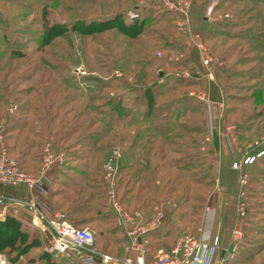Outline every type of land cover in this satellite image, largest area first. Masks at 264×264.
Segmentation results:
<instances>
[{
	"label": "rangeland",
	"instance_id": "374dc122",
	"mask_svg": "<svg viewBox=\"0 0 264 264\" xmlns=\"http://www.w3.org/2000/svg\"><path fill=\"white\" fill-rule=\"evenodd\" d=\"M113 18L128 27L144 23L133 38L76 30ZM203 51L214 60L208 67ZM0 125L22 170L23 159L38 166L26 173L39 175L54 140L68 142L61 147L68 159H89L69 168L87 181L84 205L93 216L112 213L110 192L123 210L145 218L163 209L153 249L196 235L207 208L214 231L217 211L227 206L220 174L232 156L237 177L258 180H236L240 224L228 254L248 245L264 252V177H257L264 158V2L0 0ZM14 129L27 136L24 148ZM113 147L119 157L107 177Z\"/></svg>",
	"mask_w": 264,
	"mask_h": 264
},
{
	"label": "built area",
	"instance_id": "2783aa9c",
	"mask_svg": "<svg viewBox=\"0 0 264 264\" xmlns=\"http://www.w3.org/2000/svg\"><path fill=\"white\" fill-rule=\"evenodd\" d=\"M202 62L208 67L214 60L203 51ZM160 56V54H158ZM181 77H189L187 71L181 72ZM15 107L9 109L10 112ZM3 129L0 125V185L17 187L25 186L27 196L23 198V205L32 215L33 226L37 227L43 236L44 253L49 254L53 259L75 257V264H146L145 256L148 245L147 235L159 228L165 218L163 209L156 211L152 217L145 218L139 211L127 212L123 210L114 200L113 194L111 211L114 215L116 226L123 232L126 238L124 247L125 257L117 259L110 255L99 252L95 247L94 234L87 228L75 226L64 213L54 210L42 198L36 196L41 193L45 184L49 181L46 175L48 167L55 164H62L65 156L58 153L53 156L49 153V146L45 148L44 164L38 176L26 173L20 167L17 160L12 159L8 154L4 142ZM258 153L257 156H261ZM119 157V150L111 148L110 155L104 163L107 177L114 171V165ZM253 157L246 158V162H252ZM5 197L0 195V205L5 204ZM239 216L244 215L243 206L240 205ZM214 210L207 208L203 216L201 227L196 235L181 234L169 251H158L150 264H222L220 241L213 233ZM47 228L54 242L49 243L42 230ZM233 241L237 240L238 231H233ZM1 264H8L6 258L0 255Z\"/></svg>",
	"mask_w": 264,
	"mask_h": 264
},
{
	"label": "crops",
	"instance_id": "0c3cea01",
	"mask_svg": "<svg viewBox=\"0 0 264 264\" xmlns=\"http://www.w3.org/2000/svg\"><path fill=\"white\" fill-rule=\"evenodd\" d=\"M83 128V127H82ZM85 129V128H84ZM23 131V130H22ZM20 131V138L17 130L14 129V134H12L13 139L16 141V144H21L20 147H23V144L28 139L27 136H22ZM34 131V130H33ZM62 138L61 136H57ZM34 137L30 139V142L34 144ZM65 140V139H64ZM54 140L50 142L49 147L50 151L54 153H64L61 148L66 143L64 141ZM80 144L75 143L72 147L73 150L80 149ZM84 149V148H83ZM86 149V148H85ZM261 152V150H260ZM259 152V153H260ZM16 154V153H15ZM17 155V154H16ZM263 155V154H262ZM262 155L260 157H262ZM23 154H19L18 157L22 158ZM64 162L60 165L51 164L46 171V175L48 177V182L45 184L43 191L41 193H36V196L42 198L47 204L53 207L54 210L62 212L66 215V217L74 223L77 227L87 228L91 230L94 234L95 239V247L96 249L104 254L110 255L117 259H123L125 257L124 247L125 245H121V254L120 256L113 255V248H110V245H113L116 241L114 238V233H112L113 225L111 224V218L106 217H98L93 216L91 208H84L81 206L82 200L89 197L88 193L83 191V186H85L86 180H82L81 177L75 173L72 166L78 167L79 164L86 163L89 159H86L83 156H76L70 159L64 154ZM234 158L232 156L226 158V166L223 168L227 171L225 177L222 175L223 170L220 174V180L223 181L226 185H223V189L221 192V197L224 198L227 202V206H223L217 211L216 221L218 222L214 228V235L217 234L219 236L220 241V249H221V257L222 264H225L228 260L234 258V255H229L230 246L233 244V239H231L232 230H235L239 226L238 222V214L236 216L235 212V204L236 202L235 196L238 192L236 189V180L246 179L248 182V176L245 175L244 178L242 176L237 177L238 174L233 172L230 169L229 161ZM18 161V159H16ZM23 167L25 171H36L38 166H33L26 163L23 159ZM19 162V161H18ZM33 162V161H32ZM26 166L25 167V164ZM20 164V162H19ZM70 165V166H69ZM22 168V166H21ZM23 169V168H22ZM41 170V168H40ZM38 171L36 173L37 175ZM80 179V181H79ZM232 184V185H231ZM231 187V188H230ZM0 195L5 197V204L0 206V220H3L7 215L14 217L24 229H29L31 233L32 239H37L39 242V246L35 249H32L27 256H20L18 260L13 264H26V260L29 257L37 256L40 253H43V243L45 242L43 236L41 235L39 229L33 226L32 223V215L29 210L23 205L22 200L27 196V190L25 186L19 185L17 187H9V186H1L0 185ZM238 206V205H237ZM238 211V207L236 208ZM240 221V220H239ZM148 245L146 249L145 263L150 264L152 258L158 251H169L163 249H153L155 239L154 236H149ZM118 240V238H117ZM113 243V244H112ZM173 246V245H172ZM171 246V247H172ZM149 248V249H148ZM229 253V254H228ZM6 258L5 255L2 254ZM9 263L8 259L6 258ZM55 264H75V257L71 258H61L58 260L53 259ZM11 264V263H9ZM28 264V263H27ZM29 264H44L42 260H36ZM242 264H264V252H257L251 258H248Z\"/></svg>",
	"mask_w": 264,
	"mask_h": 264
},
{
	"label": "trees",
	"instance_id": "16d2710c",
	"mask_svg": "<svg viewBox=\"0 0 264 264\" xmlns=\"http://www.w3.org/2000/svg\"><path fill=\"white\" fill-rule=\"evenodd\" d=\"M252 2L260 3L264 2V0H249ZM136 24H132L130 27L125 26L122 21H115V18L113 19H105L98 22H89L87 24H80L78 28L76 29L81 34H90V35H98L101 34L104 31H111L116 30L118 33L125 35L128 38L136 37L140 34L139 30H141L144 21L137 22ZM139 25V26H138ZM131 31H134V34H128ZM57 36V35H56ZM48 37H53L52 35H49ZM233 78V77H232ZM150 90H147L145 92V98L148 99L149 102H151V96H150ZM148 102V104H149ZM150 107V105L148 106ZM4 131V129H3ZM9 154V152H8ZM10 156V155H9ZM258 164H261V170L259 175L257 177H261V179L264 177V158H260L257 160ZM21 166V164H20ZM254 180H258V178H253L251 176L248 177V183L251 185L250 182H254ZM84 191V189H82ZM248 193H250V187L247 188ZM89 197H86V199L82 200L81 206L84 208H91V207H85L84 203L89 202ZM49 205V204H48ZM2 206V205H0ZM50 206V205H49ZM52 207V206H51ZM53 208V207H52ZM105 208H103L104 210ZM247 210V209H246ZM105 212V211H104ZM146 212V211H145ZM247 212V211H246ZM148 212H146V215ZM248 214V213H246ZM245 215V214H244ZM105 216L108 218H111L112 222L113 215L112 213L105 212ZM149 216V215H148ZM245 217V216H244ZM74 224V223H73ZM75 225V224H74ZM76 226V225H75ZM162 225L157 228L155 231L149 233L147 237L149 236H159ZM118 230V232L122 235V238H118L115 236V229ZM112 233H114V238H116V241L113 245H110V248H113V251L110 250V252H113V255L120 256L121 254V245L126 244V238L122 234V232L118 229V227L114 223V227L112 229ZM264 234V233H262ZM118 238V240H117ZM40 244L37 239L31 238V233L29 229H24L21 227V224L12 216H6L3 220H0V254H3L8 259L9 263L13 264L15 263L20 256H27L29 252L32 249H35ZM173 245V244H172ZM171 248V247H170ZM169 248V249H170ZM264 246L262 247V249ZM149 249V248H148ZM253 245H248V250H245L242 246L239 247L238 255L230 260H228L225 264H242L244 261H246L248 258H251L255 253L258 252V250H252ZM261 249V250H262ZM36 260H42L44 261V264H55L53 262V258L47 254V253H40L37 256L29 257L26 260V264L32 263Z\"/></svg>",
	"mask_w": 264,
	"mask_h": 264
},
{
	"label": "water",
	"instance_id": "95a60500",
	"mask_svg": "<svg viewBox=\"0 0 264 264\" xmlns=\"http://www.w3.org/2000/svg\"><path fill=\"white\" fill-rule=\"evenodd\" d=\"M162 76H163V74H162L161 72H159L158 77L161 78ZM42 234L44 235V237L46 238V240H47L49 243L52 244V243L54 242V238H53L51 232H50L47 228H44V229L42 230Z\"/></svg>",
	"mask_w": 264,
	"mask_h": 264
},
{
	"label": "bare ground",
	"instance_id": "6f19581e",
	"mask_svg": "<svg viewBox=\"0 0 264 264\" xmlns=\"http://www.w3.org/2000/svg\"><path fill=\"white\" fill-rule=\"evenodd\" d=\"M0 264H1V262H0Z\"/></svg>",
	"mask_w": 264,
	"mask_h": 264
}]
</instances>
